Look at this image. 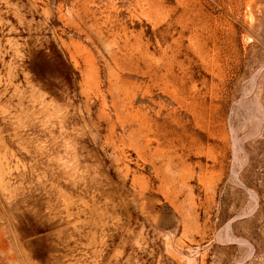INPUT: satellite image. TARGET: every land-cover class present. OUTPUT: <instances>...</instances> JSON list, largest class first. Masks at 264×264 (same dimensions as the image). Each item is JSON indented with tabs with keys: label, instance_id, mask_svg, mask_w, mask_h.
<instances>
[{
	"label": "rangeland",
	"instance_id": "374dc122",
	"mask_svg": "<svg viewBox=\"0 0 264 264\" xmlns=\"http://www.w3.org/2000/svg\"><path fill=\"white\" fill-rule=\"evenodd\" d=\"M0 264H264V0H0Z\"/></svg>",
	"mask_w": 264,
	"mask_h": 264
}]
</instances>
